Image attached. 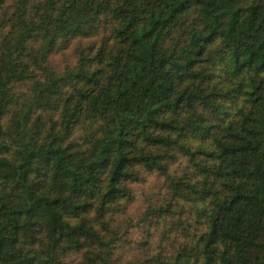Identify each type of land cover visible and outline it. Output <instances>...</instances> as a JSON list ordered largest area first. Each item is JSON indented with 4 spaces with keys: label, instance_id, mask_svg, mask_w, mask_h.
Returning a JSON list of instances; mask_svg holds the SVG:
<instances>
[{
    "label": "trees",
    "instance_id": "16d2710c",
    "mask_svg": "<svg viewBox=\"0 0 264 264\" xmlns=\"http://www.w3.org/2000/svg\"><path fill=\"white\" fill-rule=\"evenodd\" d=\"M142 172L202 228L128 264H264V0H0V264H124Z\"/></svg>",
    "mask_w": 264,
    "mask_h": 264
},
{
    "label": "rangeland",
    "instance_id": "374dc122",
    "mask_svg": "<svg viewBox=\"0 0 264 264\" xmlns=\"http://www.w3.org/2000/svg\"><path fill=\"white\" fill-rule=\"evenodd\" d=\"M83 44L88 41L81 40ZM76 41L71 46L54 54L50 64L57 69L67 64H74ZM184 157L179 156L172 166V173L179 175L186 170ZM132 197L125 201L120 208L110 215V226L113 230L122 233V242L116 249L120 263H134L146 258L149 254H158L160 251L169 252L180 242L189 240L190 236L200 232L202 226L191 212V204L175 197L173 209L169 212L165 222L157 219L152 221L149 214L153 206H167L172 198L168 194L167 181L157 173H141V179L131 184ZM172 201V200H171ZM162 251V252H163Z\"/></svg>",
    "mask_w": 264,
    "mask_h": 264
}]
</instances>
